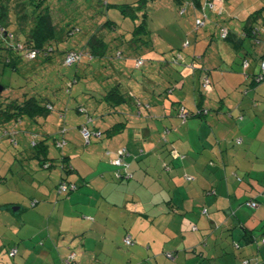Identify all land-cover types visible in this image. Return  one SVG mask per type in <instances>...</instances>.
I'll use <instances>...</instances> for the list:
<instances>
[{"label": "crops", "instance_id": "crops-1", "mask_svg": "<svg viewBox=\"0 0 264 264\" xmlns=\"http://www.w3.org/2000/svg\"><path fill=\"white\" fill-rule=\"evenodd\" d=\"M155 1H108L107 13L118 9L129 19L130 15L124 14L121 8L129 4L140 5L135 11L137 18L132 20L133 27L143 16L147 29L135 37L130 29L124 34L120 31V43L129 49V55L134 52L137 56L145 50L151 52V61H160L155 62L160 64V76L146 74L137 83L131 81L133 85L127 92L119 84L114 96L106 95L109 106L113 107V99L121 100L119 97L123 95L126 105L131 102L138 111L134 117L126 113L130 106L121 109L126 120L121 121L125 124L122 132L116 134H123V138H117L116 134L104 135L111 139L108 145L112 151L108 145L105 148L110 152H106L110 161L103 163L101 160L94 176L90 177L92 169L84 171L75 167L74 157L80 155L73 154L72 158L64 154L58 158L61 170L54 173V163L51 168V175L57 177L58 183L49 187L34 179L41 189L33 184L34 193L39 195H30V202L37 200V205L26 212L31 217L29 220H17L15 232L26 231L28 225L36 229L35 221L39 217L53 220L46 229L38 227L26 233L25 238L21 237L20 243L16 242V257L23 251L17 264H63L62 258L71 251L77 253L79 264H243L244 261L264 264V242L259 239L264 236V157L260 156L264 154V103L258 99L259 96L264 98V83H255V76L261 72L260 62L264 60V0L261 7L244 11L247 20L241 11H237L238 5L235 8L229 5L227 11L226 0L227 16L213 13L206 29L202 28L204 31L201 28L195 30V26L188 29L187 35L192 38L183 41L182 45L188 41L187 47L193 46V49L188 52L183 47L186 48L183 53L169 40L170 45L162 37L152 39L149 7ZM182 2L185 0H174L173 3L179 7ZM52 15L56 25L64 20H58L56 13ZM193 16L191 25L198 17L196 11ZM236 21L246 22L238 28ZM222 26L230 31L224 42L220 41L224 40ZM253 27L259 30L257 35L248 36L247 31ZM96 30L88 33L83 48L103 49L100 39L105 41L104 32ZM177 53L182 57L179 64L172 62ZM206 74L211 79L208 91L202 85ZM206 95L210 96L207 100ZM182 106L188 113L186 119L178 115ZM201 109L208 112L196 115ZM109 118H104V127L94 126L104 131L116 124V119ZM25 119L12 122L18 124ZM245 123L244 130L241 124ZM80 125L75 137L84 140L79 132ZM233 127L242 134L237 136L243 138L242 144L247 143L245 150L231 149L230 135L235 136L231 132ZM163 130L167 133L163 134ZM4 132L12 142L22 133L31 140L37 137L38 142L45 141V145L48 140V136L39 139L30 129H18V126ZM64 139L66 146V135L63 139L58 138ZM13 144L20 146L19 141ZM65 146L60 148L64 151L79 149L77 145ZM122 147L130 153L127 161L134 176L130 179L115 177V166L111 164L113 152ZM86 149L93 154L91 147ZM171 149L177 150L178 154L172 156ZM64 163L73 169L62 168ZM188 175L194 178L188 181ZM61 177L79 187L63 201H59V196L65 193L57 191ZM48 187V191H44ZM53 198L55 201L51 202ZM250 199L258 201L259 207H248L245 202ZM77 205L82 211L75 209ZM19 207L18 211H22L23 207ZM76 211L83 214V218ZM66 216L79 217L78 224L72 225L76 230L71 232V237L75 238L72 245L56 241L66 232L63 229ZM195 225L197 229H193ZM120 226L125 229L124 238L114 240L113 229ZM136 226V230L132 229ZM222 229L225 232H221ZM127 234L134 239L131 246L125 244ZM39 235H43L44 241L36 244L34 240L38 241ZM28 237L33 241L28 242ZM121 242L126 245L125 249L120 246ZM15 246H9V249ZM0 248L1 253L9 251L8 248L2 250L3 246ZM168 252L175 258L167 257Z\"/></svg>", "mask_w": 264, "mask_h": 264}, {"label": "rangeland", "instance_id": "rangeland-1", "mask_svg": "<svg viewBox=\"0 0 264 264\" xmlns=\"http://www.w3.org/2000/svg\"><path fill=\"white\" fill-rule=\"evenodd\" d=\"M107 1L109 0H48L47 3L51 4L52 13H56L58 20L64 18V20L59 23V28L61 27L69 30L80 27L81 30L71 36H67L65 33L64 40L58 41L59 47L54 51L50 59L44 54L31 61L21 57L17 63L18 68L16 70L11 66L4 67L0 65V83L7 88L3 93L4 96L7 97L11 95L12 97H19L23 94H37L38 98H45V101L51 102L54 107L53 111L45 116L38 117L33 123L29 121L26 122V120H29L27 118L22 121V123L18 124L14 122L6 124L0 123V247L3 246L2 250L5 248L9 249V246H15V244H17L16 242L20 243L21 237H24L26 233L35 231L38 227H43L44 229L48 227L53 219H49V217L47 219L43 217L42 219L39 217V219L37 218L35 221L36 229L30 225L27 226L26 231L21 233H16L14 229L17 220H29V218H31L29 213H26L29 210H34L29 204L30 195H39L38 192L34 193L36 189H34L33 184L37 182H35L34 179L43 181V184L49 185V187L54 186L59 181L57 177L51 175V169L42 168L39 162L40 160L34 157V150L31 148L30 144L34 140H37V137L31 140L27 138L28 136L24 133H22V135L18 134L16 138L20 142V146L17 147L4 131H10L18 126V129H30L31 133L37 135L39 139L42 136H48L47 145H49V152L47 156H49L51 162L56 164L53 169L54 173L59 169L61 170L59 167L60 163L58 164V158L64 157V154L68 156L78 154L80 157H74L75 160L73 161L75 167L84 171L88 170V168L92 169L93 172L90 174V177H92V175L94 176V171L98 170V164L101 160L103 163L110 161V156L106 154L107 151L105 148L108 143H110L109 141H111V139L107 136L102 138L93 136L91 139L92 144H88L85 139L80 140V137H75V134H78V126L86 121L87 114L93 116L91 127L93 124H99L100 127H104L102 123L105 117L116 119V121L126 120V114L124 115L121 113V109L127 106L130 107L126 113L128 112L135 117L138 107L131 104V102L127 105L126 102H124L115 107L109 106L106 98L108 91L122 84V89L127 92L128 89H131L130 86L133 85L131 81H141L146 74L156 77L160 76L158 73L160 64L155 63L160 61H157L154 57L156 61L152 62L149 58L152 55L151 52L145 50L139 52L137 56L134 52L129 55V49L123 47L120 43V31L122 34L129 29L132 32L134 24L132 23V18L123 17L118 9L117 11L111 9V11L107 13L109 11L106 6ZM173 2L174 0H157L152 2V4L150 3L149 24L152 31L151 35H153L152 39L154 40L162 37L167 44L168 40L169 42L171 41L176 50L179 49L178 51L181 53L186 52V48L188 52H191L193 46L188 48L187 45L184 44L183 46L182 43L186 39L190 41L192 38L189 34L187 35V31L195 26L194 24H190V22H192L191 18L194 19L193 15H195V10L191 9V7H187L185 14L181 15L179 8L185 6V2L183 3L184 5L181 4L179 7ZM262 4L263 0H227L226 8L228 11L229 5H231L232 8L238 5L236 6L237 11H241L240 14H242V16L244 15V19L247 20L244 11L248 10V8L261 7ZM227 11L226 13H228ZM226 13L225 16H227ZM111 19L118 26L116 29L112 27V24L110 25L109 21H111ZM245 22L246 21H236V24H238V28H241ZM14 26L11 25L9 28L16 31V26ZM206 27L203 29L205 30ZM92 29H97L96 31H98V33L101 31L104 32L103 35L106 44L102 51L95 52L94 56L91 58L86 56L73 65H65L64 52H66L67 49L84 50L83 46L87 43L86 36H88V33ZM220 41L224 42L225 40L221 39ZM82 43L83 45H81ZM120 52L123 54L122 57H118ZM139 57L146 60L145 64L142 66H137L136 64L137 58ZM155 66L158 67L154 68ZM207 89L210 90V87ZM242 89L245 90L244 87ZM126 97L128 96L126 95ZM209 98L210 96L208 97V95H206V100ZM258 99L264 103V98L262 96H259ZM80 106L87 109V112H79L78 107ZM62 114H65V117ZM246 123L241 124L244 130L247 125ZM62 129H66L68 133L66 131L62 132ZM237 131L238 128L233 127L231 132L235 134V136L231 137L230 135L229 145L231 149L235 148L237 150L239 148L245 150L247 143H237V136H242V134L240 132L237 133ZM162 133L165 134L164 130ZM65 135L68 140L65 147L69 148V146L77 145L79 149H66L64 151V148L56 147L54 140H58V138L63 139ZM116 137L122 139L123 134L118 133ZM84 141L86 143H84ZM89 147L93 149V154L86 149ZM108 148L112 151L110 145H108ZM116 152L117 151L113 152V157L116 156ZM232 153L234 154L233 151ZM94 155L96 158H92ZM260 156L264 157V154ZM36 187L38 190L41 189L37 183ZM49 187L44 191H48ZM66 195V193L60 195L59 201H63ZM157 195L161 196V193H157ZM54 201L55 198L51 200V202ZM13 206H22L23 209L22 211H13ZM81 208L80 205L75 206L76 210L82 211ZM76 213L81 215L80 218H83V214L77 211ZM65 218L67 223L64 225L63 229L66 232L63 233L62 238L59 239L58 236H55V238L59 239L56 240L57 243L66 241V245H72L75 238L71 237V232L73 230L76 232L72 225L74 222L78 224L79 217L71 218L66 216ZM77 227L78 226H75V228ZM132 229L136 230L137 226L132 227ZM113 230L114 232L111 236H115L114 240H123L125 229L120 226L114 227ZM221 232H225L224 229H222ZM16 234H18L19 237ZM37 239L38 241L34 240L36 244L39 241H44L43 235H39ZM259 239L260 241L262 240L261 237ZM27 241L32 242L33 240L28 237ZM120 246L124 247V249L126 248V245L122 242ZM8 253L7 251L1 253L0 248V262L2 264H17L21 260V255H23L22 251L20 256H17L13 263V258H10Z\"/></svg>", "mask_w": 264, "mask_h": 264}, {"label": "trees", "instance_id": "trees-1", "mask_svg": "<svg viewBox=\"0 0 264 264\" xmlns=\"http://www.w3.org/2000/svg\"><path fill=\"white\" fill-rule=\"evenodd\" d=\"M206 1L207 0H185V6H181L179 8L181 15L185 14V12L187 11V7H191L192 9L196 11V13L198 14V17L195 18V21H196L194 24L195 30L198 29L196 25L198 18L203 19L206 17V23L204 27H201L202 29L206 27L209 17L213 14V12L210 9H208ZM47 2L48 0H0V65H3L4 67L11 66L14 70H16L18 68L17 63L19 62V58L21 57H24V59L31 61L32 59H36L40 57V55L44 54L48 59H50L54 51H56V49L59 47L58 41L64 40L65 33L67 36L74 35V30L76 28L67 30L61 27L59 28L58 25L54 23V18L52 15V6L51 4H48ZM182 5H184L183 2H182ZM106 6H109L108 1L106 3ZM139 6H135V4L134 5L129 4L127 6L124 5L121 8V11L126 15H130V17L133 20L135 19V17L137 18V16H135L136 15L135 13L137 12V10H139ZM182 9L185 11L182 12ZM213 15L222 16L224 15V13H221V14L217 13ZM142 17L138 25L132 30V35H134V37L141 36L140 34L144 31V29H147L148 24L146 23L145 18L144 17L142 18ZM109 23L110 25L112 24V27H114L115 29L117 28L116 24H114V21L111 20L109 21ZM11 25L16 26V31H13L12 29L9 28L11 27ZM223 28H227V27L222 26V29ZM258 31H259L258 29L253 27L249 29V31H247V35L254 37L255 35H257L256 32ZM221 36H222V33H221ZM228 38H229V34L226 38H224V40ZM100 42L103 44V47H104L105 41L103 39H100ZM83 49L85 51L89 50V55H87L89 57L91 55L94 56V53L98 52V50H95V49H92V50L86 49V48H83ZM32 50L37 51V55L34 58L29 57V54ZM71 50H77V49H67L66 52H64L65 57H66L67 52ZM172 62L176 64L180 63L178 53L173 57ZM262 62L263 60L260 62V65ZM191 67L194 68L193 64ZM261 74L263 75L262 78L259 77V75ZM255 77H256L255 78L256 84L264 82V73H262V65H261V72ZM203 78L209 79V76H207L206 74L204 75ZM210 84H211V79H210ZM202 85L205 88L204 81L202 82ZM115 89H117V86L114 87V90L109 92L107 95L114 96L116 94ZM169 89L173 90V88H169ZM3 93L4 92L0 94V123L1 124L2 123L6 124L12 121L21 120V119L23 120V118H27L29 119L28 121L30 123H33V121L34 120L36 121L38 117L47 115L49 112L53 111V108H54L51 102L45 101V98L44 99L40 97L38 98L37 94H32V95L23 94V95H20L19 97H12L11 95H9L6 97L4 96ZM119 98L121 100H118L116 98L113 99L114 107L125 102V96L121 95ZM182 110L186 112L185 108L182 106L180 107L178 111V115L183 118ZM203 110L205 109L197 110L195 114L203 115L204 114ZM78 111L86 113L87 109L85 111H82V106H80L78 107ZM89 118L93 119V116H91L90 114H87V119L84 123L80 125V128L83 125H86L91 130L102 131L103 135L99 138L104 137L105 134L107 136H112L116 134V132L121 133L122 126L125 125L124 122L117 120L116 124H114L113 126L103 131L101 128L95 127L94 124L91 127L92 122L90 121L88 122ZM65 131L67 130L65 129ZM165 133H167V131ZM58 141L54 143L56 144L57 147H59ZM16 142L18 143V140L13 138V143H16ZM44 142L45 141L38 142V140H34L33 142H31L30 146L34 150V157H37L40 160L39 162H40L41 167L44 169H51L54 166V164L53 162L50 161L49 156H47L49 152V145L47 144L45 145ZM122 148H126V147H122ZM119 149L121 148H118L117 152ZM126 150L128 153L127 156H129L130 153L128 152L127 148ZM170 151H171V155L174 156V152L177 150L171 149ZM117 152L115 153L116 156L113 158L117 157L118 155ZM127 156L125 157V161L128 167L121 168V166L117 167L114 165L115 170H118L120 168L124 170L125 168L124 172H128V173L131 172L130 163L127 161ZM62 168H65L68 171H71L73 169L71 165L66 164V163H64ZM63 182H66L69 186L66 191L60 190V186ZM71 184H74L76 187L73 189L70 188ZM78 188L79 187L77 183L73 181L69 182L64 177H61L59 185L57 186V191L59 193H66V194L71 195L73 192L78 190ZM36 203H37V200H33L32 202H30L31 207H35L37 205ZM252 237H253V234H252ZM22 240H25V239H22ZM128 246H131V245H128ZM15 248H16V253L15 255H12L11 251ZM8 252L12 258H15L16 255L18 254L17 247L15 246L14 248H10ZM74 252H70L68 255L62 258L63 264H67L66 258ZM76 255L77 253L75 252V261H76ZM76 262L79 264L78 261Z\"/></svg>", "mask_w": 264, "mask_h": 264}, {"label": "built area", "instance_id": "built-area-1", "mask_svg": "<svg viewBox=\"0 0 264 264\" xmlns=\"http://www.w3.org/2000/svg\"><path fill=\"white\" fill-rule=\"evenodd\" d=\"M207 3V7L208 9H210L214 14H217V13H225L226 9L224 8V4H225V0H207L206 1ZM185 10L182 9V12H184ZM206 23V17L203 18V19H197V28H201V27H204ZM228 33L229 31L226 29V28H223L222 29V38H226L228 36ZM188 44V42H186V45ZM37 55V51L35 50H32L29 54V57L30 58H34L36 57ZM85 55V52L84 51H80V50H77V51H69L67 54H66V57H65V64H74V63H77L78 60H80L83 56ZM178 57L182 58L180 54H178ZM144 64V60L143 59H139L138 62H137V65L138 66H141ZM262 65V73H264V61L261 63ZM262 74L259 75L260 78H262ZM259 78V79H260ZM203 81L205 83V88H208V86H210V79H206V78H203ZM82 111H85L84 108H82ZM182 115H183V119H186V117L188 116V113L184 112V110H182ZM204 113H207L208 111L205 109L203 110ZM92 122V119L89 118L88 119V122ZM62 132H65V129H62ZM80 132H82L83 134V137L85 138V140L89 143L91 141V139L93 138V136H96V137H101L103 134H102V131H99V130H91L88 126L86 125H83L80 129ZM242 142V139H239L238 140V143H241ZM65 145V142L63 140L61 141H58V146L60 147H63ZM107 153H110L109 151ZM117 157L116 158H113L112 159V164L115 165V166H121V168L123 167H128V165L126 164V161H125V157L127 156V150L126 148H121L118 150L117 152ZM178 154V151H175L174 152V155ZM118 169V170H114V175L115 177H119L120 179H130L133 177L132 173H128V172H124V170L122 169ZM187 180L189 179H193L192 176H189L186 177ZM68 184L66 182H63L60 186V190L62 191H66L67 188H68ZM76 186L74 184H71L70 188H75ZM246 205L249 207H252V208H258V202L254 199H251V200H248L246 202ZM205 211H207V209H205ZM193 229H197V226H193ZM125 243L127 245H133L134 243V239L131 235L127 234V236L125 237L124 239ZM264 242V236L262 237V240ZM12 255H15L16 253V248L13 249L11 251ZM167 257H170V258H175L174 257V254L172 252H168V254L166 255ZM66 262L67 264H78L76 261H75V252L70 254L67 258H66ZM243 264H249L248 261H244Z\"/></svg>", "mask_w": 264, "mask_h": 264}, {"label": "clouds", "instance_id": "clouds-1", "mask_svg": "<svg viewBox=\"0 0 264 264\" xmlns=\"http://www.w3.org/2000/svg\"><path fill=\"white\" fill-rule=\"evenodd\" d=\"M225 1H226V0H225ZM225 9H226V8H225ZM225 12H226V11H225ZM226 29H227V28H226ZM80 30H81L80 27H76V29L74 30V34H75L77 31H80ZM227 30H228V29H227ZM256 33H258V32H256ZM228 34H229V33H228ZM223 39H224V38H223ZM187 42H188V41H187ZM188 43H189V42H188ZM185 45H186V44H185ZM187 45H188V44H187ZM77 50H80V51H84V52H85V55H84L83 57L89 55V50H86V51H85V50H81V49H77ZM77 50H71V51H77ZM67 53H68V52H67ZM178 54H180V53H178ZM180 55H181V54H180ZM83 57H82L80 60H82ZM91 57H93V56L91 55L90 58H91ZM118 57H122V53H121V52L119 53V56H118ZM179 58H180V57H179ZM139 59H143V58H141V57L137 58V62H138ZM80 60H78V62H79ZM143 60H144V59H143ZM64 61H65V60H64ZM263 61H264V60H263ZM78 62H77V63H78ZM137 62H136V64H137ZM66 64H67V63H66ZM66 64H65V65H66ZM74 64H75V63H74ZM144 64H145V60H144ZM144 64H143V65H144ZM67 65H73V64H67ZM137 66H138V65H137ZM141 66H142V65H141ZM206 89H207V88H206ZM82 108H83V107H82ZM84 109H85V108H84ZM85 110H86V109H85ZM64 115H65V114H64ZM64 115H63V116H64ZM187 117H188V116H187ZM92 120H93V119H92ZM80 129H81V128H80ZM66 132H67V131H66ZM239 139H242V142H243V138H238V139H237V143H238V140H239ZM59 141H61V140H59ZM63 141L66 142L65 139H64ZM90 142H91V141H90ZM90 142H89V143H90ZM87 143H88V142H87ZM239 144H240V143H239ZM64 146H65V145H64ZM64 146H63V147H64ZM167 167H168V166H167ZM189 176H190V175H189ZM186 177H188V176H186ZM193 178H194V177H193ZM186 179H187V178H186ZM189 180H191V179H189ZM189 180H188V181H189ZM250 200H251V199H250ZM246 202H247V201H246ZM246 202H245V204H246ZM257 202H258V201H257ZM258 205H259V204H258Z\"/></svg>", "mask_w": 264, "mask_h": 264}, {"label": "water", "instance_id": "water-1", "mask_svg": "<svg viewBox=\"0 0 264 264\" xmlns=\"http://www.w3.org/2000/svg\"><path fill=\"white\" fill-rule=\"evenodd\" d=\"M5 90H6L5 86H4L2 83H0V94H1L2 92H4ZM19 209H20L19 206H13V210H14V211H17V210H19Z\"/></svg>", "mask_w": 264, "mask_h": 264}]
</instances>
